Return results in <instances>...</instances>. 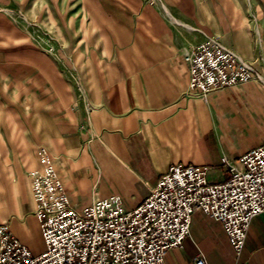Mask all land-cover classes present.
I'll return each instance as SVG.
<instances>
[{
  "label": "crops",
  "instance_id": "obj_1",
  "mask_svg": "<svg viewBox=\"0 0 264 264\" xmlns=\"http://www.w3.org/2000/svg\"><path fill=\"white\" fill-rule=\"evenodd\" d=\"M19 1L25 24L0 22V109L17 121L0 123V147L19 148L1 150L2 173L13 179L3 208L4 223L33 254L46 249L30 179L41 168L39 149L54 161L76 207L117 195L130 211L172 165L209 168L210 181L220 183L230 178L228 163L264 143L239 147L243 135L227 122L246 109L255 117L252 129L259 127L264 92L253 90L248 103L239 93L218 103L212 93L189 95L184 60L215 37L262 73L247 15L264 0H156L145 9L141 0H58L50 17L44 5L53 0ZM32 13L47 20L65 58L44 54L31 40ZM207 140L222 151L216 161ZM199 256L207 264H264V214L252 221L239 259L222 227L196 214L190 236L168 251L165 264H194Z\"/></svg>",
  "mask_w": 264,
  "mask_h": 264
},
{
  "label": "built area",
  "instance_id": "obj_2",
  "mask_svg": "<svg viewBox=\"0 0 264 264\" xmlns=\"http://www.w3.org/2000/svg\"><path fill=\"white\" fill-rule=\"evenodd\" d=\"M55 47L47 52L55 55ZM189 95L206 98L216 90L264 81L258 68L219 38L207 37L186 52ZM41 168L30 173L36 217L46 249L35 255L0 225V264H165L168 251L182 248L193 218L203 214L218 223L237 259L252 221L264 214V143L227 164L230 178L210 181V169L175 164L149 197L126 210L114 195L78 208L52 164L40 150ZM194 264H207L203 256Z\"/></svg>",
  "mask_w": 264,
  "mask_h": 264
},
{
  "label": "rangeland",
  "instance_id": "obj_3",
  "mask_svg": "<svg viewBox=\"0 0 264 264\" xmlns=\"http://www.w3.org/2000/svg\"><path fill=\"white\" fill-rule=\"evenodd\" d=\"M237 1V0H236ZM153 2H158L156 0H141L140 1V6H142V9H145L147 7V5H149L150 3ZM23 5L24 3L20 2L19 0H0V22L2 21H8L11 22L13 24H18L19 26L22 24H25L26 22V17H24L25 15H23L24 13H21L20 11V6ZM62 4H58V0H53L52 3H45V7H46V15H50L53 14L52 10H56L58 6H60ZM254 6L253 9H251L250 13L247 15V18L249 20L250 23V28H251V33L253 35L254 38V47H255V54H254V58L255 60H257L258 58V53H261L263 55V57H261V59L259 60V64L258 67L262 70V74H263V79H264V1L262 2H258V3H253L252 4ZM33 7V4H32ZM34 13H32L30 15V20L31 23L29 25V28L33 29L32 32V39L33 41H35L38 45H40V47L42 46V51L44 54H47L49 56L52 57H56V58H60L63 59L65 58V51L61 48V49H57L55 51V55H50L47 52V49L51 46L55 47L54 43H55V36L51 35L49 30H50V25L48 24L46 19H41V20H35V15H33ZM33 20V21H32ZM37 21V22H35ZM63 22H65V19H62ZM50 22L52 24H56V20L50 18ZM17 25V26H18ZM44 28V29H43ZM48 30V31H47ZM56 49V47H55ZM61 54V55H60ZM63 57V58H62ZM252 59V60H253ZM255 89H259L261 91L264 92V81H252L249 82L247 84L244 85H239V86H235L232 88H227V89H220V90H216L214 92H212L213 96H214V100L216 101V103H218V100L220 97H238V93L241 94L244 97V101L245 103H248V99L246 96H249V94L252 93L253 90ZM213 100V101H214ZM215 104V103H214ZM253 107V106H251ZM259 112L258 118L262 119V122L260 124L259 127H257L256 129H250V131H243V132H236L235 134H237L238 136L243 135L241 141L239 142V147H247L249 145H255L258 144L259 142H262L264 140V110L261 108L257 109ZM252 113V112H251ZM12 121V122H11ZM6 122L7 124H13V122H17L15 120H13V118L10 116L8 117V115L4 116L1 112L0 109V123ZM217 134L219 135L220 139H226L223 136L222 131L217 127ZM18 134V132H17ZM205 145H206V149L207 151L210 153V157L212 158V160H218L220 156H223L221 149H216V147L214 146V144L207 140L205 141ZM1 150H5V152L7 153L8 151L11 153H14L16 151L19 150V148L17 147H0V225L3 224L4 221V202H6V198L8 197L10 190H12V186H13V179L12 178H7V173L3 172L4 166L3 163L1 162L2 159V153ZM40 150H38V155L40 154ZM6 156V155H5ZM8 157L6 156V159ZM52 160V159H51ZM52 164L54 166L55 163L52 160ZM237 165H239L238 163H236ZM34 170H38V169H33ZM3 174V175H2ZM10 175V174H9ZM2 176V177H1ZM32 187V186H31ZM94 196H92L93 198ZM89 203V202H88Z\"/></svg>",
  "mask_w": 264,
  "mask_h": 264
},
{
  "label": "bare ground",
  "instance_id": "obj_4",
  "mask_svg": "<svg viewBox=\"0 0 264 264\" xmlns=\"http://www.w3.org/2000/svg\"><path fill=\"white\" fill-rule=\"evenodd\" d=\"M254 118L255 117L250 111L246 109H240L231 115L230 120H226L227 122L230 121L232 123V126H235L237 128L234 130V132L236 133L252 129Z\"/></svg>",
  "mask_w": 264,
  "mask_h": 264
}]
</instances>
